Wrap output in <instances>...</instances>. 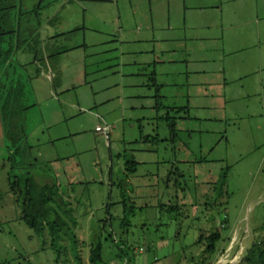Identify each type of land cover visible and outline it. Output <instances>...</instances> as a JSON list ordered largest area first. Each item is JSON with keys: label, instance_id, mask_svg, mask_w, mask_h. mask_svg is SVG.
Wrapping results in <instances>:
<instances>
[{"label": "rangeland", "instance_id": "1", "mask_svg": "<svg viewBox=\"0 0 264 264\" xmlns=\"http://www.w3.org/2000/svg\"><path fill=\"white\" fill-rule=\"evenodd\" d=\"M209 51L213 71L204 87H190L198 95L184 113L169 112L175 132L163 109L158 118L133 121L123 133L125 143L110 138L108 147L87 121L84 133L63 138L50 150L59 160L30 169L40 176L37 182L57 188L51 219L61 227L59 238L47 229L36 234L21 220L8 185V173L19 170L0 151V264H80L77 255L89 264V244L98 239L107 264H190L201 230L216 226L225 238L228 225H233L230 238L224 245L219 241L220 252L210 258L217 257L212 264H237L261 240L264 70L237 71L229 53ZM162 105L172 106L171 99ZM17 115L14 129L27 130L26 113ZM131 156L139 164L126 178ZM125 218L128 224L121 225ZM110 232L116 243L106 239ZM121 244L127 256H117Z\"/></svg>", "mask_w": 264, "mask_h": 264}, {"label": "crops", "instance_id": "2", "mask_svg": "<svg viewBox=\"0 0 264 264\" xmlns=\"http://www.w3.org/2000/svg\"><path fill=\"white\" fill-rule=\"evenodd\" d=\"M211 49L233 56L237 71H263L264 0H0L11 164L59 160L50 150L87 121L110 147V138L125 143L133 121L184 113L198 95L190 87L213 71ZM167 99L172 106L157 108ZM18 112L27 130L12 127Z\"/></svg>", "mask_w": 264, "mask_h": 264}, {"label": "trees", "instance_id": "3", "mask_svg": "<svg viewBox=\"0 0 264 264\" xmlns=\"http://www.w3.org/2000/svg\"><path fill=\"white\" fill-rule=\"evenodd\" d=\"M2 60H5V57H3ZM5 91L6 77L4 72L3 75L0 77V103L2 102L5 96ZM6 103L2 102L0 107V151H5L4 148L7 147V144L5 143V138L9 137L7 136L8 125L4 118L6 115ZM159 105L161 104L159 103ZM159 105L157 106V108L163 107V105ZM171 110L174 109L170 108L166 111L165 119H167V123L171 131L175 132V120L174 118L169 117V112ZM13 123L14 122H12V127H14ZM14 154L15 153H12L10 157L7 156V158L9 160H11L10 158H13V160L16 161ZM138 164L139 163L132 156L127 159L125 161V172L123 176L127 178L129 174L134 173ZM2 165V162H0V166ZM11 167H15L19 170V174H14L12 172L8 173V185L9 190L16 196V201L18 202L21 208V220L36 234H42V232L47 229L49 230L51 235H56L59 238V234H62L61 232H58L61 227H56V221L51 219V214L54 211L53 207L51 206V202L53 201L54 195H56L57 192L56 186L48 184L42 185L37 182L34 176L31 174V170L29 167L24 170L14 165H12ZM225 181L226 173L222 175V186L224 185ZM121 194L124 195L122 191ZM223 222L225 223V221ZM127 224V218L121 221V225ZM120 228L123 229L125 227ZM232 229L233 225H228V227H226L225 238L224 234H222V231L221 229H219V227L212 226L208 227L207 229L201 230L199 235L193 241L196 246L193 250L194 254H192L190 257V264H197L192 260L194 258L201 259L200 264H212L217 259V257L215 259H212L210 258V255H213L216 251H218V253L220 252L221 247L217 249V243L219 241H222L224 245V243H226L230 238ZM263 235L264 231H261V240L252 243L250 247L246 249L242 259L237 264H264V246L260 245L264 240L262 238ZM106 239L114 243L116 237L115 235H113L112 232H110L107 234ZM118 243L119 241H117V244ZM117 249L118 257H123L125 255L127 256V254L129 253L128 250L124 249V246L122 244L117 247ZM76 259L80 264H82L78 255L76 256ZM88 262L89 264H107L102 257V243L100 239L96 240L95 242H90L88 250Z\"/></svg>", "mask_w": 264, "mask_h": 264}, {"label": "built area", "instance_id": "4", "mask_svg": "<svg viewBox=\"0 0 264 264\" xmlns=\"http://www.w3.org/2000/svg\"><path fill=\"white\" fill-rule=\"evenodd\" d=\"M95 130L100 131L107 136L110 132V127L108 125H100L99 124L95 127Z\"/></svg>", "mask_w": 264, "mask_h": 264}]
</instances>
